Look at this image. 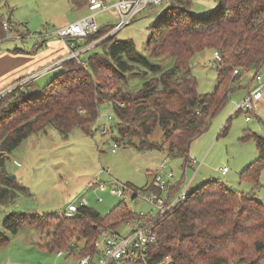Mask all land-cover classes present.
I'll return each mask as SVG.
<instances>
[{
    "label": "trees",
    "instance_id": "16d2710c",
    "mask_svg": "<svg viewBox=\"0 0 264 264\" xmlns=\"http://www.w3.org/2000/svg\"><path fill=\"white\" fill-rule=\"evenodd\" d=\"M81 1L72 3L79 6ZM218 1L219 7L203 18L191 11V0H169L166 11L151 26L146 43L152 57H173L172 66L166 69L138 51L134 40L118 39L116 34L105 37L113 27L107 25L79 44L99 40L79 58L62 61L61 70L41 90L30 91V79L1 95L0 205L14 203L18 197L15 179H8L6 170L9 153L49 125L66 135L77 127L91 133L100 105L106 102L113 106L118 120L116 141L136 139L141 148L163 147L149 140L160 126L168 154L188 162L192 144L210 129L216 114L239 87L242 73L264 65V0ZM7 35L1 22L0 40ZM39 46L42 44L36 48ZM205 49L219 51L222 61L217 67L216 89L200 93L191 60ZM90 51L88 58H82ZM235 69L240 73L235 74ZM130 75L144 76L139 89L127 88ZM244 139H254L259 155L240 176L256 186L264 168V135L248 132ZM183 182L184 178L175 183L171 199ZM148 188L160 193L153 181ZM137 196L135 191L134 199ZM136 217L140 214L125 202L106 215L88 205H82L73 216L66 211L43 215L12 212L3 221L0 247L10 242V233L17 234L27 226L42 229L51 220H60L59 230L52 239L48 237L47 246L61 250L71 247L73 237L77 244L83 239L80 257L96 252L95 242L103 230L116 232L122 221ZM153 226L159 243L148 259L112 264H261L264 259L263 202L254 193L240 192L218 179L187 192Z\"/></svg>",
    "mask_w": 264,
    "mask_h": 264
},
{
    "label": "rangeland",
    "instance_id": "374dc122",
    "mask_svg": "<svg viewBox=\"0 0 264 264\" xmlns=\"http://www.w3.org/2000/svg\"><path fill=\"white\" fill-rule=\"evenodd\" d=\"M68 1L0 0V23L10 20L13 27L2 41L0 52L17 49L32 52L35 39H42L36 36L40 32H50L93 12L87 7L73 6ZM168 2L169 0H163L161 4L146 8L133 22L116 33L118 39L134 40L137 50L153 62L161 64L163 69L172 66L173 57H152L146 43L151 35V26L166 11ZM218 7V0H191L190 5L191 11L203 18ZM95 12L100 27L111 26L119 21L115 9ZM50 38L56 39L55 36ZM46 44L47 42L44 45ZM91 53L92 51L84 54L82 58H88ZM191 63L192 73L198 81V92H213L218 84L217 67L220 63L215 59L214 51L205 49L196 53ZM60 70L61 67L54 63L29 75L25 80L36 79L28 87L29 90H41ZM257 76H260V80ZM129 79L127 88L137 90L142 86L144 76L130 75ZM260 84H264V65L242 73L239 87L233 91L225 107L216 114L210 129L192 144L189 160L197 158L202 162L196 170L189 160L186 162L183 157L168 154L160 126L149 140L163 144V147L141 148L139 140L135 139L131 143L120 140L119 147L113 151L118 137V120L113 106L107 102L100 105L99 116L91 133L77 127L66 135L49 125L45 130L30 135L9 153L6 161L7 172L15 175L14 185L17 186L18 197L14 203L0 205V230L9 213L43 215L66 211L70 203L80 206L83 200L103 215L108 214L120 202H125L133 212L157 218L159 210L146 197L157 194L148 186L151 185L159 165L166 160L175 174L172 181L176 183L184 178L185 182L181 187L189 184L187 192L209 180L218 179L240 192L254 193L264 204V168L256 186L240 176L259 155L254 139L244 137L248 132L264 135V86L261 88L262 101L255 105L252 112L236 110L237 104ZM9 88L12 86L0 94ZM226 126L227 129L223 132ZM104 128L108 129L105 134L102 132ZM225 167L228 168L226 172ZM114 188L124 189L127 195L119 196L113 192ZM135 191L138 196L134 199ZM161 196L165 198L166 194L162 193ZM59 223L60 220H51L42 229L27 226L17 234L10 233V242L0 247V264H78L83 239L80 238L81 242L74 255H70L68 248L61 249L64 254L58 255L61 251L59 248L51 249L47 246L49 238L52 239L59 230ZM127 229L123 223L118 227L122 234ZM76 242V237H73L72 243ZM261 264H264V259Z\"/></svg>",
    "mask_w": 264,
    "mask_h": 264
},
{
    "label": "built area",
    "instance_id": "2783aa9c",
    "mask_svg": "<svg viewBox=\"0 0 264 264\" xmlns=\"http://www.w3.org/2000/svg\"><path fill=\"white\" fill-rule=\"evenodd\" d=\"M163 0H119L112 5H108L104 0H90V7L92 11L101 10L108 11L110 9H115L119 16V21L115 23L112 29L106 34L105 37L115 35L120 29L129 25L138 14L144 11L146 8L154 6L156 4H161ZM12 25L8 21H4V27L7 32L12 31ZM100 26L96 19V12H93L87 16L82 17L78 21L67 24L50 32H40L37 37H53L62 39L65 41L69 48V55L66 59L79 58L80 54L90 48H92L98 41L83 45L79 47V44L83 43L84 40L92 33H95L100 30ZM104 37V38H105ZM2 40H0L1 43ZM215 59L217 61H222V56L219 51H215ZM235 74L240 73L239 69L234 70ZM257 79L260 80V76H257ZM30 80V79H29ZM28 80H22L21 82L12 85V88L25 83ZM264 84H260L252 89L248 95L236 106L237 111L252 112L255 105L262 98L261 88ZM9 88L7 90H11ZM5 90L0 94L3 95ZM111 118V116H110ZM247 116V120H249ZM104 134L108 132L107 128H104L102 131ZM119 142L116 141L113 145L112 150L116 151L119 147ZM189 162L191 166L196 170L200 167L201 163L197 158H190ZM228 170L227 167L224 168V172ZM174 171L169 166L168 161H163L157 172L154 175V185L160 189V193L154 194L152 196L146 197L149 202L155 205L159 210V215L167 212L172 207H174L179 201L183 200L187 196V187L189 184H186L184 187L176 193V195L171 199L170 195L172 189L175 185ZM102 188L104 186L102 185ZM113 192L123 197L127 195L124 189L114 188ZM162 193H165L166 196L163 198ZM82 205H87V201L83 200ZM74 203H70L66 209L68 216H73L74 213L79 211L80 207ZM158 215V216H159ZM156 218L151 216H145L144 213H141L140 217L127 219L121 223L126 224L127 231L122 234L117 230L116 232H109L103 230L99 235L98 239L95 242L96 252L88 253L82 255L78 258V264H112L113 262H133L140 259H148L151 254V250L154 249L159 243V236L154 229L153 221ZM133 230L132 233H130ZM103 237V239H100ZM70 255H74L78 249L77 243H71V247L68 248ZM64 252L61 250L58 252V255H63ZM96 259V262H94Z\"/></svg>",
    "mask_w": 264,
    "mask_h": 264
},
{
    "label": "crops",
    "instance_id": "0c3cea01",
    "mask_svg": "<svg viewBox=\"0 0 264 264\" xmlns=\"http://www.w3.org/2000/svg\"><path fill=\"white\" fill-rule=\"evenodd\" d=\"M69 1L71 5H73L72 0ZM104 1L106 4L112 5L119 0ZM79 6L80 8L87 7L89 8V10L92 11L90 7V0H82ZM116 15H118L117 12ZM35 41L36 43H34L31 48L32 52H28V49L25 51L21 49L20 52H15L11 50L0 52V92L3 91V89L5 88L14 85L15 82H21L22 80L26 79L29 75L37 73L45 66L54 63L55 66H59L60 63L69 55V48L65 41H63L62 39L42 37L41 40L37 41L35 39ZM46 42L47 44L44 45ZM40 44L44 46L36 48V46ZM35 80L36 79H33L32 81L35 82Z\"/></svg>",
    "mask_w": 264,
    "mask_h": 264
},
{
    "label": "water",
    "instance_id": "95a60500",
    "mask_svg": "<svg viewBox=\"0 0 264 264\" xmlns=\"http://www.w3.org/2000/svg\"><path fill=\"white\" fill-rule=\"evenodd\" d=\"M14 178H15L14 174H9L8 175V179L13 180ZM132 232H133V230L130 233H132Z\"/></svg>",
    "mask_w": 264,
    "mask_h": 264
}]
</instances>
